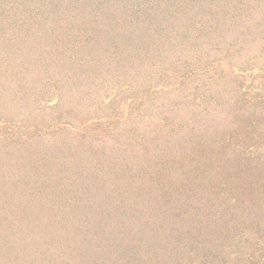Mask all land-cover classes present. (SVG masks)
I'll use <instances>...</instances> for the list:
<instances>
[{"label": "rangeland", "instance_id": "obj_1", "mask_svg": "<svg viewBox=\"0 0 264 264\" xmlns=\"http://www.w3.org/2000/svg\"><path fill=\"white\" fill-rule=\"evenodd\" d=\"M99 2L29 0L32 27L17 22L0 32V264H67L71 251L62 238L74 234L67 228L100 225L120 200L106 191L141 180L145 206L160 193L149 180L185 182L187 166L165 167L175 155L214 140L231 160L243 146L252 149L230 116L238 108L247 114L264 92V0H113L105 17L119 22L112 38L105 27L86 25ZM142 6L150 9L152 41L134 33V20L131 27ZM0 8L9 17L19 12L13 3ZM215 33H222L217 42ZM87 42L96 46L92 54L125 53L119 61L100 55L85 63L98 73L90 84L81 83L88 71L72 76L64 64L72 62L73 45ZM171 42L182 50L171 53ZM204 92L216 98L204 101ZM134 173L142 179L132 181ZM92 184L105 194H76ZM132 205H125L130 212ZM130 215L123 218L136 224ZM106 243L98 264L122 262L107 257Z\"/></svg>", "mask_w": 264, "mask_h": 264}, {"label": "trees", "instance_id": "obj_2", "mask_svg": "<svg viewBox=\"0 0 264 264\" xmlns=\"http://www.w3.org/2000/svg\"><path fill=\"white\" fill-rule=\"evenodd\" d=\"M28 1L0 0V7L13 3L19 11L17 14H20L18 16L12 13L9 17L1 12L0 32L11 29V24L17 22L19 25L16 26H25L26 29L32 27L37 17L33 18ZM95 1H100V7L94 8L93 14L88 13L86 25L97 27L96 29L105 27L108 30L104 33L105 36L110 35L112 38L113 33L117 36L116 30L113 29H117L119 22L116 23L114 16L105 18L113 7V0ZM111 1L112 4L104 13L102 7H106ZM148 7H137L130 23L132 27L134 20V33L152 41L155 32L147 26L151 23ZM2 9L0 8V11ZM97 11L98 23L94 24ZM113 13L114 11L110 14ZM142 14L144 19H141L140 23L135 22ZM220 36L222 33L216 34V42ZM156 40L164 47L159 39ZM112 44L110 41L108 46ZM71 48L69 56L72 62H64L68 65L67 71L72 72V76H82L88 71L93 75L82 77L81 83L86 81L89 84L96 79L98 73L96 67L87 68L85 63H92L91 58L100 55L106 61L113 62L115 58L119 61L125 54L118 52L117 48L116 53L109 54L108 49L104 48L101 52L92 54L91 49L95 50L96 46L91 47L90 42L73 45ZM126 49H130L131 54L139 52L137 46H127ZM169 50L171 53H177L182 48L175 47L174 42H171ZM202 94L200 98L204 101L216 98L210 94L206 95L205 92ZM260 95L254 97L253 103L249 102L254 108L247 114H241L238 108L230 116L233 118L232 122L240 123L237 128H241L243 132H240L252 142V149L243 146L237 158L231 160L215 149L214 140L212 143L195 147L188 156L185 153L175 155L170 163L164 162L165 167L168 169L180 166L179 170L182 166H187L185 182L181 181L182 177L175 180L163 177H158L156 181L149 180L151 187L158 188L160 193L153 198L152 203L145 202V206L141 203V198L146 197L143 182L135 181L142 178L137 173L129 174L132 181H135V188L125 187L128 192L125 188L106 191L109 198H116L115 203L117 198L120 200L116 205L110 206V211L100 220V225L92 224L93 230L84 223H76L67 228L68 232L74 230L70 237L76 238L74 244L71 243L70 237L65 236V240L62 238L71 251L70 255H67V264H98L99 255H102L104 250L102 242H107V257L116 254L117 258L122 259L120 264H264V95L259 98ZM231 103L238 106L236 100ZM255 108H258L256 112ZM241 118L242 120H239ZM186 126V123L180 124V127ZM166 127L169 131L177 128L168 123ZM102 172L101 170L98 174L100 178L104 177ZM104 192L105 190L98 191L93 184L90 188L80 185L76 190V194L92 200L104 195ZM125 199L127 201L121 204ZM129 199L133 200L132 212L125 206L128 205ZM147 208L152 210L143 216ZM129 213L131 219L132 216L135 218L136 224L123 218L129 216ZM66 226L60 225L59 228L65 229Z\"/></svg>", "mask_w": 264, "mask_h": 264}]
</instances>
